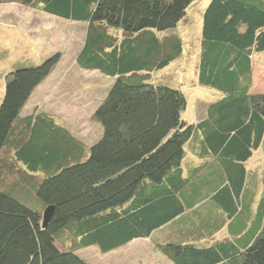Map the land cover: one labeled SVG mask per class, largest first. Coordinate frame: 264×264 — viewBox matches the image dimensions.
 <instances>
[{
  "label": "trees",
  "instance_id": "trees-1",
  "mask_svg": "<svg viewBox=\"0 0 264 264\" xmlns=\"http://www.w3.org/2000/svg\"><path fill=\"white\" fill-rule=\"evenodd\" d=\"M197 1L0 0L82 23L76 65L113 81L93 114L101 137L86 147L53 116H22L58 53L5 75L0 264H91L81 251L104 256L139 240L171 264H264V115L250 93L264 0H210L203 11L193 67L198 88L219 95L207 91L189 124L178 80L152 75L178 57L191 63L176 31L189 30L179 23ZM169 30V41L154 33ZM166 226L169 240L159 241Z\"/></svg>",
  "mask_w": 264,
  "mask_h": 264
},
{
  "label": "rangeland",
  "instance_id": "rangeland-1",
  "mask_svg": "<svg viewBox=\"0 0 264 264\" xmlns=\"http://www.w3.org/2000/svg\"><path fill=\"white\" fill-rule=\"evenodd\" d=\"M209 2L210 0H198L193 3L183 19L186 26L183 21L179 23V27L188 26L189 30L178 28L176 31L179 38L183 39L184 50L188 47V51L183 53L185 58L191 57V63L187 64L186 60L178 57L168 68L152 75L154 81L163 78L160 82L170 86L178 80L179 85L173 87H180L186 98L187 107L181 116L189 124H194L202 117L201 99L219 95L213 90L198 88V69L193 67L197 63L199 48L196 30H199L200 35L202 13ZM85 29L86 26L82 23L39 15L18 2L0 3V100L6 74L13 70L37 67L48 56L58 53V63L34 92L23 109L22 116H27L34 110L53 116L58 124L87 147L101 137L102 128L94 120L93 114L106 98L113 81L96 71H84L76 65L75 59L83 43ZM172 31L154 33L159 39L167 37L169 41ZM180 33L187 38H183ZM262 58L264 53L254 58L250 93L261 95V104L256 107L264 115ZM174 73H177L176 78L166 79ZM2 186L7 189V176L4 177ZM112 252L103 256L97 249L90 248L81 251L79 255L91 264H170L147 240L132 242Z\"/></svg>",
  "mask_w": 264,
  "mask_h": 264
},
{
  "label": "crops",
  "instance_id": "crops-1",
  "mask_svg": "<svg viewBox=\"0 0 264 264\" xmlns=\"http://www.w3.org/2000/svg\"><path fill=\"white\" fill-rule=\"evenodd\" d=\"M13 25H15V24H12L11 26H13ZM193 211H195V210H193ZM190 212H192V211H190ZM167 227V226H166ZM165 227V230H158L160 233H158V232H155L154 233V236H156V234L158 233V234H160V236H161V239H159V241H162V242H164V241H167V240H169V230H168V227L166 228ZM157 237V236H156ZM139 241H142V240H139ZM148 241V240H147ZM135 242V241H134ZM149 242V241H148ZM150 243V242H149ZM151 244V243H150ZM152 245V244H151ZM96 249V248H95ZM121 249V248H120ZM119 250V249H118ZM111 253H113V252H111ZM110 253H108V254H106V255H109ZM106 255H104V256H106ZM81 258H83V257H81ZM83 259H85V258H83ZM85 260H87V259H85ZM166 260V259H165ZM89 263H90V261L89 260H87ZM166 262H168V263H170L168 260H166ZM171 264V263H170Z\"/></svg>",
  "mask_w": 264,
  "mask_h": 264
},
{
  "label": "water",
  "instance_id": "water-1",
  "mask_svg": "<svg viewBox=\"0 0 264 264\" xmlns=\"http://www.w3.org/2000/svg\"><path fill=\"white\" fill-rule=\"evenodd\" d=\"M52 213H53L52 207H48L43 211V214H42V222H43L42 225H43V227H46V225L48 224Z\"/></svg>",
  "mask_w": 264,
  "mask_h": 264
}]
</instances>
